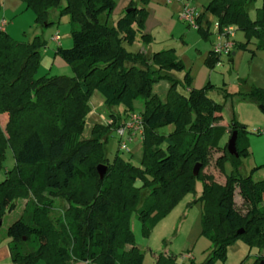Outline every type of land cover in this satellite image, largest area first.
<instances>
[{
  "label": "trees",
  "instance_id": "obj_1",
  "mask_svg": "<svg viewBox=\"0 0 264 264\" xmlns=\"http://www.w3.org/2000/svg\"><path fill=\"white\" fill-rule=\"evenodd\" d=\"M21 1L45 27L54 23L49 19L51 9L59 17L68 16L72 45H57L54 55L74 73L36 76L46 40L36 35L20 41L0 30V115L5 114L6 128L0 124V162L7 145L15 160L0 182V221L19 199L28 198L20 218L7 228L12 262L142 264L130 214L135 213L148 234L149 225L200 180L202 191L195 201L201 203V234L211 243L202 264L224 261L228 245L237 239L258 249L252 264H264V178H252L264 164L241 175L248 131L234 116L230 123H222L224 101L234 95L248 98L264 112V87L231 90L226 83L216 87L208 81L190 88L189 71L182 82L170 74L184 69L173 48L151 54L129 50L138 35L144 44L152 40L144 33L147 10L135 1L113 23L109 18L115 0ZM204 10L214 15L219 30L233 26L243 33L245 41L234 42V48L246 49L254 40L256 50H264V0H206ZM203 13L196 30L208 38L210 22L207 28L201 25ZM219 60L210 50L204 64L214 68ZM161 80L169 83L164 100L153 93ZM179 84L189 90L180 91ZM217 88L222 100L210 93ZM94 91L102 96L111 121L94 123L86 137ZM119 105L123 115L111 111ZM135 110L143 121L140 163L123 158L118 147L109 160L104 150L109 134ZM168 125H173L171 131H159ZM233 131L237 157L229 154L227 143L220 144L222 136L230 137ZM212 151L218 153L215 169L206 171ZM99 164L106 166L102 178ZM196 164L200 166L193 174ZM236 191L245 205L243 212L236 207ZM59 204L64 208L55 213ZM175 259L167 253L156 256L157 264H177Z\"/></svg>",
  "mask_w": 264,
  "mask_h": 264
},
{
  "label": "rangeland",
  "instance_id": "obj_2",
  "mask_svg": "<svg viewBox=\"0 0 264 264\" xmlns=\"http://www.w3.org/2000/svg\"><path fill=\"white\" fill-rule=\"evenodd\" d=\"M0 7V19L4 16L8 21L7 32L11 37L20 41L32 40L36 35L42 36L46 40V45L41 49L40 64L36 76L42 75H73L72 67L64 62L65 65H60L57 62L52 61L53 48H54V36H58V43L62 47H70L72 40L70 36V23L67 15L58 16L55 9H51L49 12V19L54 23L48 27L42 26L35 20V14L30 8H26L25 4L21 0H1ZM176 0H171L173 2ZM116 6L109 18V23H113L119 17V6L121 0H115ZM179 2V1H178ZM191 4L196 10L207 15L203 19L210 22L209 39L203 38L197 32L196 28L188 26L182 21L178 20V17L174 16L175 28L173 29L172 36H164L159 33L157 39L151 44L150 47H146V44L142 43L139 35L133 45L127 48L131 51L143 50L147 54H151L154 51L174 48V53L182 60L184 69L182 71H171L170 74L183 81L185 71L194 72L198 69L201 63H204V59L207 56L208 48L211 41L215 40L214 23L216 19L210 12L205 11L203 4L205 0H190ZM176 15V14H175ZM53 38V39H52ZM234 42H244L245 38L241 31L234 30L232 37ZM184 41V43L182 42ZM255 51L252 54L251 51ZM232 55L233 60L230 61V57H222V60L211 68L212 83L216 84V87L227 84L231 90L237 86L242 88L244 86L264 87V50H256L255 42L252 40L246 49L233 48ZM169 83L166 80H161L154 84L153 93L157 94L162 100L165 99L166 91ZM180 91L184 92L181 84L178 85ZM213 96L218 100H222L221 91L219 88L213 91ZM224 100V99H223ZM90 105L92 107L86 120V125L83 131L84 136H89L91 133V127L94 123H106L110 120L109 110L104 106L102 102V96L94 91L90 97ZM135 106L137 109H141V101L136 100ZM111 111L117 114H122V106H113ZM4 115H0V124L4 130L5 122ZM223 121L230 123L231 118L234 116L238 121L245 123L248 133V138L253 140V149L248 150V155L242 158V165L240 167L241 175L245 176L250 172L255 164V158L257 159L258 149L264 150V135L259 134L256 130L260 127L259 124L264 123V112L260 106L251 102L248 98L240 95H234L228 97L224 102L222 111ZM173 129V125L160 128L161 133H167ZM229 139V134L225 133L220 144L224 145ZM117 140L115 132L112 131L108 140L104 146L105 155L109 160H112L117 151ZM254 150V152H253ZM119 154L130 160L134 164H139L142 156V139L136 140L128 145V150L119 152ZM216 151H212L210 164L206 171L215 169L214 159L217 156ZM15 167V160L12 149L9 145L5 147L4 158L0 162V182L5 178L7 171ZM225 172H230L231 166L227 162L224 165ZM216 171V170H215ZM256 170L252 178L259 180L264 178V170ZM221 174L217 176V180L220 181ZM202 183L200 180H196L193 186V190L186 192L181 198L173 205V207L162 217L156 220L152 225H149V232L145 234L142 228L141 221L137 218L134 212L129 216L131 229L135 241L142 251L143 262L142 264H157L156 256L160 253H167L174 256L177 264H202L210 251L211 243L204 235L201 234V203L195 201V198L201 194ZM31 198V197H29ZM28 198L19 199L15 209L12 211H6L3 215L0 225V243L3 240L9 243V236L7 235L8 226L20 218L24 211V207ZM236 207L242 212L245 211V205L242 203L237 191L235 193ZM64 208L62 205H57L56 212H60ZM54 216L56 214H53ZM258 254L256 247H249L243 240L237 239L226 249V256L224 261L218 259L214 264H252L255 260V256ZM189 256V257H188ZM11 263L12 262L10 258ZM78 263V262H77ZM76 263V264H77Z\"/></svg>",
  "mask_w": 264,
  "mask_h": 264
},
{
  "label": "crops",
  "instance_id": "obj_3",
  "mask_svg": "<svg viewBox=\"0 0 264 264\" xmlns=\"http://www.w3.org/2000/svg\"><path fill=\"white\" fill-rule=\"evenodd\" d=\"M130 1H135L139 7L143 6L147 10V16H146L145 22H144V33L149 34L151 36L152 40H151V42L146 44V47L151 46V44L157 39V36L159 33H162V38L165 35L167 37L173 35L172 32H173V29L175 28V21H174L173 17L179 16L180 11H181V5H182L181 2H178V1L167 2V0H121V4L119 6V12H118L119 14L122 13V11L125 9V7L128 5V3ZM205 2H206V0H205ZM1 3H2V1H1ZM203 8H204V4H203ZM199 14H201V12H199ZM204 17L206 18L207 15L204 14L203 19H204ZM1 18L5 19L4 16H2ZM203 19H202L201 25L203 27L207 28L208 24L204 23ZM178 20L181 21L179 19V17H178ZM207 21L208 20H206V22ZM8 24L9 23L7 21V24L5 27V31H7V32L10 30V28H9V30L7 28ZM209 29H210V26H209ZM213 35H214V33H213ZM207 39L210 40L209 37ZM182 42L184 43V41H182ZM212 42L213 41H211V43L209 45L208 52L211 50ZM57 45H61V44L54 41V48L52 50V52H53L52 61L53 62L55 61V62L59 63L60 65H65V63H63V61H62L63 60L62 58H61L62 59L61 60V59H59V56L54 55V51H55V48L57 47ZM171 48H173V47H171ZM229 57H230L229 60L232 61L233 60L232 54ZM210 72H211V68H208L204 63H201L196 71H194V72L189 71V73L191 75L190 88H196V89L201 88L208 81L212 83V79H211L212 76H211ZM212 84H214V83H212ZM214 85H216V84H214ZM249 87L250 86H245V85L243 86L242 85L241 90L246 91L249 89ZM237 88H240V87L237 86L234 89H237ZM188 90H189V88H186V91H188ZM213 91H211L210 93L213 94ZM222 123L227 124L223 120H222ZM243 124L246 126L245 123H243ZM259 125L260 126H258V127L261 128L264 126V123L259 124ZM246 129H248V128H246ZM247 141H248V150L251 149V147L253 149V144H254L253 140L248 138V136H247ZM261 150L260 149L257 150V152H261V153L258 154L257 159L255 158V160H254L255 164L253 165V167L264 164V150L263 151H261ZM253 152H254V150H253ZM260 170H264V166L260 167L259 171ZM259 171H257V172H259ZM263 198H264V195H263ZM10 258H11L10 257V251H9L7 241L3 240V242L0 243V264H13V263H11ZM36 264H45V263L43 261H39ZM77 264H86V263L85 262H78Z\"/></svg>",
  "mask_w": 264,
  "mask_h": 264
},
{
  "label": "built area",
  "instance_id": "obj_4",
  "mask_svg": "<svg viewBox=\"0 0 264 264\" xmlns=\"http://www.w3.org/2000/svg\"><path fill=\"white\" fill-rule=\"evenodd\" d=\"M171 0H167L170 2ZM181 2V11L179 14V19L187 24L188 26L198 28L199 24L197 22L199 13L196 8L191 4L190 0H176ZM7 21L5 19H0V30H5ZM214 37L215 40L212 42L211 50L213 53L219 57V61L222 57H229L234 48V40L232 37L234 35L235 28L233 26L224 27L222 30L218 29L217 22L214 23ZM57 40L58 36H54ZM109 120L108 122H110ZM259 134L264 135V126L256 130ZM115 135L117 140L118 149L123 152L128 150V145L136 140L142 139L143 136V121L142 116L139 111L129 112L124 120L120 122L119 126L115 129ZM189 257V256H188Z\"/></svg>",
  "mask_w": 264,
  "mask_h": 264
},
{
  "label": "water",
  "instance_id": "obj_5",
  "mask_svg": "<svg viewBox=\"0 0 264 264\" xmlns=\"http://www.w3.org/2000/svg\"><path fill=\"white\" fill-rule=\"evenodd\" d=\"M130 10H131V8L126 9V12H129ZM231 54L234 55V52H232ZM261 107L262 106H260V108ZM236 137H237V132L233 131L231 133L228 141H227V150H228L229 154L235 155L237 157L238 156V152H237V149H236ZM199 166H200L199 164H196L193 167V174H197ZM105 169H106V166L103 165V164H99L97 166V172H98L100 178L103 177V175L105 173ZM0 225H1V221H0Z\"/></svg>",
  "mask_w": 264,
  "mask_h": 264
}]
</instances>
